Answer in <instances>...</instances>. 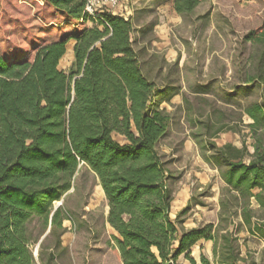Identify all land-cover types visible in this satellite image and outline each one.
<instances>
[{
	"label": "trees",
	"instance_id": "1",
	"mask_svg": "<svg viewBox=\"0 0 264 264\" xmlns=\"http://www.w3.org/2000/svg\"><path fill=\"white\" fill-rule=\"evenodd\" d=\"M0 2L16 11L9 15L0 5V264H34L32 218L49 222L53 235L64 230L66 218L52 204L70 191L80 166L98 179L120 264H179L180 256L211 264L190 256L199 240L213 243L217 264H256L250 254L241 257L237 234L243 226L264 241V218L249 204L254 198L264 210V19L244 37L261 48L259 74L246 83L259 79L262 100L243 112L251 120L253 153L244 143L238 149L205 142L201 158L227 186L219 223L185 230L181 217L189 206L170 218L174 177L158 150L169 130V117L159 109L165 91L141 70L132 17L92 20L84 14L85 0ZM199 4L173 0V10L188 16ZM70 41L66 74L58 65Z\"/></svg>",
	"mask_w": 264,
	"mask_h": 264
},
{
	"label": "rangeland",
	"instance_id": "2",
	"mask_svg": "<svg viewBox=\"0 0 264 264\" xmlns=\"http://www.w3.org/2000/svg\"><path fill=\"white\" fill-rule=\"evenodd\" d=\"M165 2L169 0H121L117 12L129 15L137 28H143L149 22L158 21L159 6ZM1 6L9 15L16 13L6 3ZM263 19L264 0H200L196 11L184 19L181 27L168 31L171 48L175 52L183 50L181 73L178 58L166 63L163 49L153 45L160 41L159 34L135 37L134 48H141L137 42L144 46L140 60L146 77L159 87L167 85L171 93L183 88L180 96L164 110L169 117V130L158 145L174 177L170 182L173 200L183 197L189 206L182 219L194 212L207 214V209H212L210 186H216L218 172L211 173L206 186L199 184L195 173L207 170L200 148L218 129L223 132L214 138L217 145L231 143L241 147L244 143L251 151L252 139L246 127L249 120L243 112L249 105L261 102L262 87L259 79L250 84L246 79L259 74L261 48L246 43L244 37L260 27ZM71 63L68 45L58 68L68 74ZM164 67V75L160 70L157 72ZM203 91L208 95L199 94ZM230 129L232 132L225 133ZM113 138L124 143L118 135L114 134ZM192 138L197 155L185 149V143ZM99 192L96 176L87 167L80 166L70 191L52 204V209L60 208L66 218L64 230H58L59 236L51 233L49 222L45 225L40 218L30 220L28 249L34 264H120L114 251L116 234L106 222L107 203ZM250 255L256 264H264L263 252Z\"/></svg>",
	"mask_w": 264,
	"mask_h": 264
},
{
	"label": "crops",
	"instance_id": "3",
	"mask_svg": "<svg viewBox=\"0 0 264 264\" xmlns=\"http://www.w3.org/2000/svg\"><path fill=\"white\" fill-rule=\"evenodd\" d=\"M164 5L161 4V6H159V13H161V15H159L158 21H154V22H149L147 25H145L143 28L139 27L137 28L135 26V24L133 23V18H132V24H133V34L131 36V40L133 43V49L134 51L138 54V60L140 63V66L142 65L141 60H140V54L142 53V49L144 48V46L141 45V43L137 42V44L141 47L138 50H136L134 48V41H135V37H139L140 35L143 37L145 36L147 33H155V34H159L158 36L160 37V41L153 43V45H156L158 48L163 49V51L165 52L164 55V60L166 63H173L175 62L176 58H178V62H177V67L180 71V68L182 67V61L184 59L183 56V50H178V52H180V54L176 51H174L171 47L170 42V37L168 35V31L170 32V28L173 27H181L182 24L184 23V19L187 16H180L177 15L174 10H173V0H169V2H165L163 3ZM199 6V5H198ZM198 6L196 7V9L198 8ZM196 9L194 11H196ZM193 11V12H194ZM169 37V38H168ZM134 38V39H133ZM148 44V43H147ZM70 46V52H71V62H73V54H72V49H73V45L74 42L70 41L67 46ZM66 46V49H67ZM179 54V55H178ZM72 64V63H71ZM144 66H147V63H143ZM177 69V70H178ZM142 70V69H141ZM148 70H151V68H149ZM159 70L163 73L166 72V68L164 67L163 69L158 68L157 72H159ZM143 72V71H142ZM156 72V73H157ZM144 74V73H143ZM145 75V74H144ZM146 76V75H145ZM159 90H164V94L162 97H160L159 100V109L160 110H165V108L168 106L169 103H172L174 101V99H176L177 97L180 96V94L183 91V88H178L176 91H174L173 93L170 92V88H168L167 85H162V86H158ZM202 95H208L207 92H202L199 93ZM249 120V119H248ZM251 123V120H249V124ZM223 132V129H218L216 131V133L210 137V139L208 141L214 142V138L215 136L219 135L220 133ZM232 132V130H228L225 133H230ZM250 136V134H249ZM251 138V136H250ZM252 139V144H251V151L248 150L249 154L253 153V145H254V139ZM191 142H186L185 143V149H190L189 151L191 153H193L194 155H197V150L195 148H193L195 144V139L192 138L190 139ZM205 144V143H204ZM216 144V143H215ZM225 144H231V143H225ZM223 144V145H225ZM217 145V144H216ZM221 145V146H223ZM233 145V144H231ZM218 147H221L219 145H217ZM234 146V145H233ZM238 149H240L241 147H237L234 146ZM203 161V159H202ZM245 162H248V160L246 159ZM203 165L204 167H206L207 170H203V173H195L197 180L199 182V184H201L202 186H206L210 183L209 178L211 177V173H216L217 169H215L214 167L210 166L209 164L205 163L203 161ZM218 172V171H217ZM217 179V183L216 186L214 187V185L210 186L211 187V191L213 192V196H212V209H207V214H197L196 212H194L191 216L183 218L181 217V219L184 221L182 224V227L185 230H190V229H195L201 226H204L206 224H212L214 227H216L219 223V202L221 199V193L223 192V190L227 187L225 185V183L220 179L219 175L216 176ZM259 189H254L251 191V193L253 195H256L259 193ZM102 197L104 198V194L100 188V192ZM183 197H179V198H175L172 203H171V211H170V218L172 220H174L176 218V216L178 215V213H180L183 209H185L187 207V201L183 202L182 200ZM250 204V209L254 212L256 217H263L264 218V210L260 209L258 203L255 201L254 198H251L249 201ZM108 208V207H107ZM196 208L198 209V207L196 206ZM204 209H202L203 211ZM199 212V211H198ZM235 222H237L238 224L242 225V221L241 218L238 217L237 219L234 220ZM66 222L64 221L63 223V227H65ZM237 237L239 239V248H240V253H241V257L245 258L247 254H252V252H255L256 255L258 253H264V241L261 240L260 238H258L257 236L251 235L247 232V230L245 229V227L241 226L239 233L237 234ZM64 239V238H63ZM63 247H66L64 244L62 245ZM193 260L195 262H199V259L201 256H204L207 260L210 261L211 264H217L216 260L213 258V243L211 241H205V240H199L192 248H191V255H190ZM179 264H189L187 260L184 259L183 256H180L178 259Z\"/></svg>",
	"mask_w": 264,
	"mask_h": 264
},
{
	"label": "built area",
	"instance_id": "4",
	"mask_svg": "<svg viewBox=\"0 0 264 264\" xmlns=\"http://www.w3.org/2000/svg\"><path fill=\"white\" fill-rule=\"evenodd\" d=\"M121 0H85L84 14L92 20L102 21L104 14H112L129 18V15H125L123 12H117V8L120 6Z\"/></svg>",
	"mask_w": 264,
	"mask_h": 264
},
{
	"label": "water",
	"instance_id": "5",
	"mask_svg": "<svg viewBox=\"0 0 264 264\" xmlns=\"http://www.w3.org/2000/svg\"><path fill=\"white\" fill-rule=\"evenodd\" d=\"M56 209H57V208H54V209H53V212H54ZM53 212H52V214H53ZM52 214H51V215H52ZM50 217H51V216H50Z\"/></svg>",
	"mask_w": 264,
	"mask_h": 264
},
{
	"label": "bare ground",
	"instance_id": "6",
	"mask_svg": "<svg viewBox=\"0 0 264 264\" xmlns=\"http://www.w3.org/2000/svg\"><path fill=\"white\" fill-rule=\"evenodd\" d=\"M35 256V255H34Z\"/></svg>",
	"mask_w": 264,
	"mask_h": 264
}]
</instances>
